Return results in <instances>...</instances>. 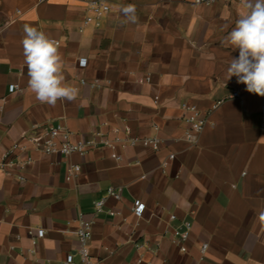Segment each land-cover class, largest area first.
I'll return each instance as SVG.
<instances>
[{
    "label": "crops",
    "instance_id": "obj_1",
    "mask_svg": "<svg viewBox=\"0 0 264 264\" xmlns=\"http://www.w3.org/2000/svg\"><path fill=\"white\" fill-rule=\"evenodd\" d=\"M105 1L110 10L85 24L79 1L0 0V163L14 144H25L23 136L56 123L86 139H113L127 129L128 137L158 136L161 149L117 147L121 161L101 144L67 159L17 150L31 163L24 181L0 169V264H65L78 246L79 213L94 219L93 264H264V97L248 93L235 76L225 79L239 50L221 44L240 2ZM129 4L135 23L122 12ZM25 25L58 41L76 99L52 106L28 88ZM145 77L151 80L141 83ZM10 85L20 90L10 94ZM182 102L209 118L194 140L186 138ZM73 164L79 171L67 181ZM110 188L120 200L107 196ZM136 200L145 204L140 217ZM186 222L192 229L182 252L171 235ZM30 229L45 230L36 245Z\"/></svg>",
    "mask_w": 264,
    "mask_h": 264
},
{
    "label": "built area",
    "instance_id": "obj_2",
    "mask_svg": "<svg viewBox=\"0 0 264 264\" xmlns=\"http://www.w3.org/2000/svg\"><path fill=\"white\" fill-rule=\"evenodd\" d=\"M39 2H45L49 0H38ZM82 2L86 5L87 15L84 17V23L89 24L95 21L96 16L102 15L103 13H107L110 10L109 5L105 0H75ZM195 4L202 5H214L219 2L223 3H233L240 2V0H188ZM86 60L81 59L79 62L80 67L86 66ZM151 80L150 77H145L140 79L141 83L149 82ZM20 90L18 85H10L9 93L12 94ZM239 92L235 91L232 94V97H238ZM180 108L187 114L188 122L190 124L189 130L186 132V138L188 140H194L206 127L208 124L209 118L208 115H204L200 110L199 106L195 103L190 102H182L180 104ZM262 126L264 127V109L262 112ZM37 127H34V129ZM40 133L33 136H23V140L25 144H14L13 147L7 150L0 163V169L5 171L7 174H11L14 171L18 172V178L20 181H24L25 177L22 174L25 167L31 163V160L26 162L21 161L15 152L17 150H28L32 149L36 152H39L44 155H61L64 158H69L73 155L84 156L91 149L98 147L101 144L104 147L111 149L112 157L121 161L122 157L116 153L117 147H121L122 149L128 147H136L142 146L145 148L152 149L153 151H159L161 149V145L163 140L158 136L138 138V137H128L129 130H126V135L121 136L120 133L117 132V135L110 139L108 137H104L103 134L96 133L95 138L86 139L84 137L78 136L76 133L70 131L67 127H65L62 123H56L48 125L44 128H40ZM175 157L174 154L169 155V159H173ZM79 171L78 165H68L67 167V176L66 180L71 181L76 173ZM107 196L112 197L115 200L121 199V194L119 191H115L113 188L108 189ZM105 199H100L95 202L94 209L95 215L101 213L104 210ZM145 210V204L139 200H136L133 204V212L137 216H141ZM111 215L114 212H110ZM177 216L172 214L169 216L170 220H175ZM78 227L75 231L78 238V246L75 249L74 253H70L66 256L65 264H74V258L78 257L77 264H93L89 244L93 236V225L94 219L87 218L83 213H79L76 219ZM186 229L182 231L180 228H176L172 230V239L173 242L179 246L182 252L187 251L186 242L189 238L190 231L192 229V224L189 222L185 223ZM29 234L32 237L33 245H36L38 239H42L45 237L44 229H30ZM207 244H203L202 250L205 251L207 248Z\"/></svg>",
    "mask_w": 264,
    "mask_h": 264
},
{
    "label": "clouds",
    "instance_id": "obj_3",
    "mask_svg": "<svg viewBox=\"0 0 264 264\" xmlns=\"http://www.w3.org/2000/svg\"><path fill=\"white\" fill-rule=\"evenodd\" d=\"M240 4L242 11L235 26L221 41L223 46L239 50V56L228 63L225 79L235 76L248 93L264 97V0H240ZM122 12L132 23L137 21L135 5L124 6ZM21 45L28 88L38 101L54 106L58 100L76 99L78 89L65 82L57 40L25 25ZM260 218L264 220V213Z\"/></svg>",
    "mask_w": 264,
    "mask_h": 264
}]
</instances>
